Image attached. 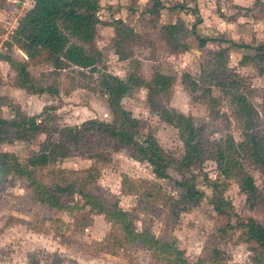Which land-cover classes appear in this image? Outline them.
I'll return each mask as SVG.
<instances>
[{
	"label": "trees",
	"instance_id": "obj_1",
	"mask_svg": "<svg viewBox=\"0 0 264 264\" xmlns=\"http://www.w3.org/2000/svg\"><path fill=\"white\" fill-rule=\"evenodd\" d=\"M9 5L6 0H0V8ZM165 7L162 0H151L147 9L150 23L159 26L160 38L174 48L189 51L192 46L187 39L192 36L196 48L202 52L198 56L199 74L194 76L184 72L182 84L192 92L201 89L200 95L214 119L222 115L218 109L219 93L227 94L241 125L240 139L235 140L232 135L218 140L206 139L191 114L185 115L162 102L163 96L171 91L175 80L173 75L155 70L146 80L137 70L130 72L126 79L108 73L102 79V85L113 116L111 121L92 117L79 125L53 129V114L47 113L43 121L39 120L42 114L27 115L21 111L10 118L0 115V143L31 141L43 135L38 149L31 151L24 161L14 152L0 151V182H23L31 201L47 211L64 210L71 216L102 215L110 224V231L103 241L107 251L146 249L156 264H227L222 249L215 244L207 245L201 256L190 261L169 231L181 212H187L201 202L204 192L197 186L194 169L206 160L215 164L221 176L210 183V203L216 214L231 216L233 206L223 192L232 179H236L240 190L247 194L251 207L260 197L261 189L255 183L251 169L259 170L264 187V136L257 132V111L248 97L239 91L241 79L228 66L227 59L230 48L250 47L255 51L252 58L258 73L264 74V44L250 46L201 36L197 32V24L201 21L199 16L191 25L180 17L172 22H160V13ZM175 7L185 9L180 5ZM15 8L16 11L19 9L17 0ZM100 9L99 0H34L18 18L3 44L5 49L0 52V61L7 62L15 71L16 87L31 94L56 92L31 76L29 67L32 65L49 63L54 68H61L63 61H67L94 71L103 57V51L96 43L100 25L113 29L112 51L117 59H128V47L142 35L121 18L102 20ZM1 30L4 32L3 27ZM224 41L229 44L222 46ZM208 43H216L217 48H208ZM15 48L22 50L27 58L18 59L12 52ZM138 87L146 89L150 111L157 114L160 121L178 130L183 146L180 156L165 150L153 134H144L140 118L123 105V99ZM119 149H126L136 161L148 163L156 179H168L169 171L174 170L179 175L175 180L179 197L170 202L172 197L162 191V185L157 181L136 180L124 174L120 192L135 195L137 199L135 206L124 209L119 198H107L93 190L94 164L86 169L89 173L84 179L65 177L62 170L54 166H49L45 176L42 175L48 165L69 157L82 156L92 163L108 162L111 153ZM165 202L169 203L172 223L165 224L159 235L150 231V222L143 221V228L138 229V213L160 214L159 203L163 205ZM230 227H237L243 241L248 243L252 263L264 264V223L248 216L235 220ZM222 230L223 227L219 229ZM29 264L39 263L31 258Z\"/></svg>",
	"mask_w": 264,
	"mask_h": 264
},
{
	"label": "rangeland",
	"instance_id": "obj_2",
	"mask_svg": "<svg viewBox=\"0 0 264 264\" xmlns=\"http://www.w3.org/2000/svg\"><path fill=\"white\" fill-rule=\"evenodd\" d=\"M99 1V17L102 20L121 18L142 35L141 39L128 47L130 57L126 60L117 59L112 51L113 29L100 25L96 43L102 49L103 57L94 71L74 66L67 61H63L61 68H54L49 63L29 67L31 76L43 86L56 90L40 94H31L16 87L15 71L8 63L0 62V115L10 118L21 111L27 115L42 114L39 120L43 121L47 113L53 114V129L79 125L92 117L111 121L113 116L102 85L105 74L126 79L130 72L137 70L138 74L149 80L154 71L159 70L175 77L170 93L163 96L162 102L185 115L191 114L204 138L218 140L232 135L235 140L240 139L241 125L227 94L219 93L218 109L222 115L214 119L205 99L200 95L201 89L192 92L181 82L184 72L194 76L199 74L198 56L202 52L196 48L192 36L187 39L192 46L189 51L166 44L159 36V26L150 23L147 9L151 0ZM162 1L166 7L160 13V22H172L180 17L191 25L199 16L201 21L197 24V32L201 36L233 40L250 46L264 44V0ZM6 2L10 5L0 8V52L5 49L3 44L9 35L6 36V30L2 32L1 28L8 26L12 32L16 19L21 16L20 12L27 10L20 8L16 11V0ZM178 5L185 9L175 7ZM228 44L222 42V46ZM207 47L216 49L217 45L208 43ZM17 51V48L12 50L18 59L25 58ZM254 52L250 47H232L228 52L227 64L241 79L239 91L254 105L257 111V132L264 136V74L258 73L255 59L252 58ZM123 105L140 118L144 134H153L159 144L174 156L182 154L183 146L178 130L160 121L158 115L150 111L145 88H134L123 99ZM42 139L43 135H39L31 141L0 143V151L14 152L24 161L31 151L38 149ZM92 164L95 165V172L92 173L95 179L91 186L93 190L107 198H119L124 209H131L137 202L135 195L120 192L124 174L136 180L157 181L162 185V191L172 197L170 202L179 197L180 190L175 185L179 175L174 170L169 171L170 178L156 179L150 165L134 160L126 149L112 152L108 162L92 163L82 156L69 157L45 167L42 175L45 176L49 166H54L61 169L65 177L84 179L89 173L86 169ZM194 172L197 186L204 192L203 198L198 205L178 215L169 231L170 236L177 239L185 256L192 262L202 255L207 245L215 244L222 249L227 264H253L248 243L243 241L237 227L230 226L235 220L248 216L264 223L261 173L251 169L255 183L261 189L260 197L253 207L247 194L240 190L236 179L227 183L223 195L233 206L231 216H227L216 214L210 203V183L221 179L215 164L206 160ZM168 205L166 202L163 205L159 203L160 214L140 211L136 221L138 229L143 228V221L150 222V231L159 235L165 224L172 223ZM222 227L223 230L219 231ZM109 231L110 224L102 215L71 216L64 210L47 211L31 201L23 182H0V264H29L31 258H35L39 264H156L146 249L107 251L103 241Z\"/></svg>",
	"mask_w": 264,
	"mask_h": 264
},
{
	"label": "built area",
	"instance_id": "obj_3",
	"mask_svg": "<svg viewBox=\"0 0 264 264\" xmlns=\"http://www.w3.org/2000/svg\"><path fill=\"white\" fill-rule=\"evenodd\" d=\"M19 2V5L21 6V8H29L33 5L34 0H17ZM6 30V32H8V34L11 32L9 31L10 29L8 28V26H5L4 28Z\"/></svg>",
	"mask_w": 264,
	"mask_h": 264
},
{
	"label": "crops",
	"instance_id": "obj_4",
	"mask_svg": "<svg viewBox=\"0 0 264 264\" xmlns=\"http://www.w3.org/2000/svg\"><path fill=\"white\" fill-rule=\"evenodd\" d=\"M100 2V1H99ZM101 5V4H100ZM21 8V6L19 5V9ZM18 9V10H19ZM24 12H20V14L22 15ZM16 21H17V19H16ZM9 23V22H8ZM4 28H5V26H4ZM7 34H8V32H6V36H7ZM18 51V53H20V51H19V49H17ZM0 62H5V61H0ZM5 63H7V62H5Z\"/></svg>",
	"mask_w": 264,
	"mask_h": 264
},
{
	"label": "water",
	"instance_id": "obj_5",
	"mask_svg": "<svg viewBox=\"0 0 264 264\" xmlns=\"http://www.w3.org/2000/svg\"><path fill=\"white\" fill-rule=\"evenodd\" d=\"M19 51L25 58H27V55L22 50H19Z\"/></svg>",
	"mask_w": 264,
	"mask_h": 264
}]
</instances>
